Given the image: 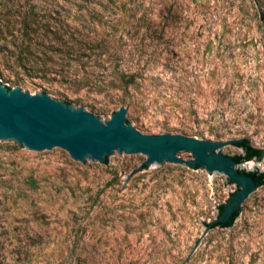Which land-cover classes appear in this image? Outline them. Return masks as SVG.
<instances>
[{"label": "rangeland", "instance_id": "374dc122", "mask_svg": "<svg viewBox=\"0 0 264 264\" xmlns=\"http://www.w3.org/2000/svg\"><path fill=\"white\" fill-rule=\"evenodd\" d=\"M0 83L103 121L124 105L142 133L264 149V0H0ZM144 160L85 167L0 139V264H264V178L201 237L238 188ZM236 167L259 174L264 157Z\"/></svg>", "mask_w": 264, "mask_h": 264}, {"label": "water", "instance_id": "95a60500", "mask_svg": "<svg viewBox=\"0 0 264 264\" xmlns=\"http://www.w3.org/2000/svg\"><path fill=\"white\" fill-rule=\"evenodd\" d=\"M0 139L17 143L38 155L65 150L85 167H106L116 156H145L143 165L163 170L202 168L213 176L227 177L238 188L207 223L204 236L216 223L226 226L257 194L254 177L236 167L224 146L238 139L211 140L181 133L146 134L128 122L121 105L107 120L83 106L55 99L46 92L31 94L18 86L0 83ZM192 154L190 160L181 157ZM199 241L196 243L198 244Z\"/></svg>", "mask_w": 264, "mask_h": 264}, {"label": "trees", "instance_id": "16d2710c", "mask_svg": "<svg viewBox=\"0 0 264 264\" xmlns=\"http://www.w3.org/2000/svg\"><path fill=\"white\" fill-rule=\"evenodd\" d=\"M18 15V14H17ZM23 23H25L23 21ZM28 27V25L26 26V28ZM18 61V63L27 70V66H31V58L29 56L26 55H20L18 56V58L16 59ZM30 70V69H29ZM65 76V75H63ZM9 88V87H8ZM233 145L239 147L242 150V153L236 154V155H232L231 157L234 158L238 163H241L243 161H247V160H257L260 161L263 157H264V149L263 148H259L256 146H253L251 144V142L249 141V139L247 138H240L238 140H236ZM146 166L143 165V168H145ZM241 171H244L250 175H252L255 179V181L258 184H261L263 182V178H264V172H261L259 174L254 173V172H250V171H246L244 169H240ZM222 211V205H219V213ZM238 215V214H237ZM237 215L234 217V219L237 217ZM234 219L227 225L230 226L232 225ZM213 226H222V227H227L225 223H216Z\"/></svg>", "mask_w": 264, "mask_h": 264}]
</instances>
